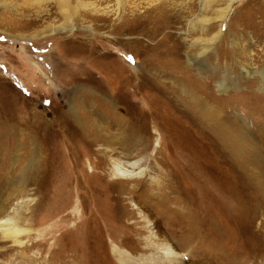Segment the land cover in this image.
I'll use <instances>...</instances> for the list:
<instances>
[{
  "label": "rangeland",
  "instance_id": "rangeland-1",
  "mask_svg": "<svg viewBox=\"0 0 264 264\" xmlns=\"http://www.w3.org/2000/svg\"><path fill=\"white\" fill-rule=\"evenodd\" d=\"M36 1L0 0V214L13 218L18 230L0 232V264H157L149 240H164L184 256L182 264H264V91L259 75H252L253 67L264 71V43L252 45L264 37V0H235L220 23L222 37L203 57L196 54L199 44L188 45L190 60L204 67L188 63L207 82L194 89L215 110L209 125L203 117L189 121L155 95L132 97L146 51L113 34L116 23L106 28L81 4L67 18L57 0ZM84 2L100 9L114 4ZM218 2L207 16L224 8ZM56 27L64 30L53 32ZM222 72L230 82L224 91L216 86ZM105 96L116 101L113 115ZM70 112L111 135L107 171L97 169L89 178L91 151L83 171H67L69 146L92 150L73 130ZM247 127L258 141L263 138L261 144ZM128 138L135 142L130 151L123 147ZM112 160L127 171L135 162L140 176H115ZM79 176L85 190L77 192L85 199L70 203ZM164 179L173 201L165 211L143 197ZM150 228L155 240L148 237Z\"/></svg>",
  "mask_w": 264,
  "mask_h": 264
},
{
  "label": "bare ground",
  "instance_id": "bare-ground-1",
  "mask_svg": "<svg viewBox=\"0 0 264 264\" xmlns=\"http://www.w3.org/2000/svg\"><path fill=\"white\" fill-rule=\"evenodd\" d=\"M37 1L41 2V0H37ZM103 1L106 2L107 0H103ZM113 1H114V4L112 7H110L109 5H106L105 7L101 9L95 7L94 4L85 3L84 0H57L55 5L58 7L61 13L63 12L65 16L68 18L69 13H72V14L75 13V9H76L75 7L78 4H81V6L89 9L92 15H97L98 16L97 20H100L104 24L108 23L109 24L108 26L105 25L106 28H109V26L112 23L113 24L116 23L115 25L117 27L112 29L111 32L117 35V37L126 36L127 37L126 42L129 43L130 45H134L137 47L141 46L145 48L146 60L144 62L143 70L140 71L138 75H135L133 83H132L133 85L131 88V95L134 99L137 98V99H140L141 101L145 94L155 95L158 98V101L167 103V105L174 108L175 110H181L179 113H184L185 117L189 121L194 120V121L202 122L205 119L206 121L205 123L209 125L211 119H213L216 116L215 110L211 107L209 101L199 96L198 94L199 92L197 90L195 91L194 89L195 86L198 87V85L200 86L206 81L204 80L201 81L198 78H196L190 71L189 69L190 66L188 63L190 64L192 63V65L196 67H202V68L204 67L199 65L197 62H194V61L192 62L189 58L190 55L188 56V51L186 50L187 49L193 50L191 46H188L189 43L197 44V45L199 44L200 48L198 50L200 51V54L199 52H197L196 54L198 56L200 55V57H203L205 53L210 48H212V46L216 43L218 38L222 37L219 31L220 23L224 21L226 14L229 12V9L234 4L235 0H179V1L178 0H140L143 2H140V3L132 2V4L130 5L128 4V2L132 0H113ZM218 1L225 2L224 8L223 9L216 8L217 11L214 12L213 16H207L206 10L209 8L210 4L212 2L216 3ZM126 6H128V8H126ZM198 7H199V12H198ZM122 11L126 14L121 13ZM215 23L217 24L215 25ZM230 26H231V23L228 24V28H230ZM214 28L217 29V32L216 34L212 35V30ZM62 30L64 29L59 28V27L53 28V32L55 31L61 32ZM194 31H198L197 37H193L195 34ZM182 36L184 37L182 38ZM31 38H34V37H31ZM143 43L146 45H144ZM261 43H264V37L263 39L256 40L255 42L253 40L252 45L259 46V44ZM89 45L94 47V44H89ZM263 64H264V61H263ZM252 70H253L252 75L254 74L259 75L258 83H259L261 91H264V71L260 72L262 70L255 68V67H253ZM224 73L223 72L221 73L223 76L222 80L216 83L217 88L222 91L226 90L230 85V82H228L226 79L228 75H225ZM244 75L249 77V75L251 74L250 72L244 71ZM202 86L204 85H201L200 87ZM204 87H207V86H204ZM105 98L109 104L110 111H112V115H113V113H116V111L118 110L116 103H115L116 101L114 98H110L106 96ZM164 103L162 104L164 105ZM143 104L148 108L149 106L153 105L149 101H146ZM155 104L158 105L159 103L155 102ZM121 106H125V105H121ZM90 116L93 118L95 116L94 112H90ZM202 117L204 119H202ZM68 120L72 124V126H74L73 130L78 132L79 135L81 136V140L82 142H84V146L87 149L89 147V149H92V150H89V151L86 150L87 153L86 152L84 153L82 148L81 149L78 148V145L75 146L71 144L72 146H69L67 148L70 151L69 160H71V166L68 168L67 171H75V174L78 171L79 172L83 171L82 166L83 164H85L84 163L85 161H83V158H86V155L90 151H91V154L92 155L94 154L95 156L94 158L95 165L92 168V165H91L92 163L86 160V162H88L89 169H91V173H90L91 177L89 176L88 177L89 178L95 177L93 171H97V169L101 171H107V168L109 167L108 161H109L110 156L108 155L109 151H107L106 149L110 148L111 149L110 152L113 150V148H111L113 143L108 141V137H111V135L108 133L107 129L101 128V127L99 128V126H97L95 122H91V120L86 123L87 125H83L79 123L77 119L73 117V114L71 112L68 113ZM227 122H230V121H227ZM99 131H103V136L99 135ZM245 131L250 134L253 141H256L257 144L262 143L263 138L262 140L259 139L260 141L259 142L255 138L256 134L252 133V131L248 127L247 129H245ZM229 133L230 132H228V134ZM252 134H254L255 136H252ZM257 136L259 138L258 134ZM226 137L230 141H232L230 135H227ZM74 142L76 143L75 139H74ZM133 142L134 140H132L131 138H128L127 141H124L123 147L127 151H130L131 149L134 148ZM97 143H100L101 146L104 147V149L94 150L93 148L96 147ZM136 143L138 142L136 141ZM233 146L231 147L234 150V152L236 150L238 151V152H235V154H239L241 152L243 154V151L241 149L234 148ZM244 156L245 158H249V156L251 155L249 153L244 152ZM98 165H100V168H98ZM122 167H123V163H120L117 160H112V168H111L112 170L111 171L115 173V176L117 175L118 177H121V178L139 177L141 173L140 171H142L141 169L138 168L135 162L133 164H128V167L130 168L129 171H127L126 169L123 170ZM84 171H85V168H84ZM135 171H138V172H135ZM102 176H105V173H103ZM74 182L76 184L74 183L73 185L74 187H72V190L70 192V200H71L70 203H72L73 198L77 200L85 199L83 198L85 197V195L83 194L81 195L77 192L78 189L80 191L85 190V187L84 188L82 187L83 181L81 177L80 176L78 178L75 177ZM165 183L166 182L164 179V181L161 184L159 183L153 186L150 185L151 187L149 189H145L144 194H143V197H145L144 200H146L145 203L146 202L148 203L155 202L157 204L159 203L165 208L164 211L168 210L167 207L170 201L172 200L168 199L169 193H167L166 191L167 188L165 187ZM167 190H170V189H167ZM98 191L96 190V192ZM147 191H150V192H148L147 194ZM89 195H88V199L90 198ZM95 198H98V197H95ZM177 201H180V200L176 199L174 203L172 204V205H175V208L177 205L175 203H178ZM140 212L142 213V218L144 220H147L146 216L143 214V211L141 210ZM79 231H81V229ZM0 232L3 235L15 234L18 232L17 228L15 227L13 223V218H3L0 214ZM154 236L156 235L154 234L153 229L150 228L149 236H148L149 239H154ZM147 244L150 247V249L154 251L155 256H157L156 258L154 257V259L157 261V264H182L183 263L184 256L175 254L173 252V248H171L168 243H165L164 240L162 242H156V241L149 240L147 241Z\"/></svg>",
  "mask_w": 264,
  "mask_h": 264
}]
</instances>
